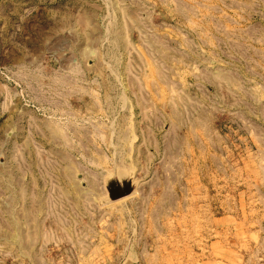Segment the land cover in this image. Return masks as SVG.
Segmentation results:
<instances>
[{
	"label": "rangeland",
	"instance_id": "374dc122",
	"mask_svg": "<svg viewBox=\"0 0 264 264\" xmlns=\"http://www.w3.org/2000/svg\"><path fill=\"white\" fill-rule=\"evenodd\" d=\"M263 195L264 0H0V264H264Z\"/></svg>",
	"mask_w": 264,
	"mask_h": 264
},
{
	"label": "crops",
	"instance_id": "0c3cea01",
	"mask_svg": "<svg viewBox=\"0 0 264 264\" xmlns=\"http://www.w3.org/2000/svg\"><path fill=\"white\" fill-rule=\"evenodd\" d=\"M259 206H260V209L262 210L264 209V195L261 197ZM237 211L238 210L236 209V207L233 209H226L224 213L218 217V222L220 224L219 232L222 233L224 236L229 235V234L236 235L239 231L241 232L242 227L241 225L240 226L238 225L239 217H238ZM245 228H250L251 233H253V228L255 229L259 228V230H264V222L254 227H245ZM237 229L239 230L237 231ZM143 249L145 248L141 247V250ZM126 264H156V262L149 258L140 259L138 257H133L132 259L130 258V260Z\"/></svg>",
	"mask_w": 264,
	"mask_h": 264
},
{
	"label": "water",
	"instance_id": "95a60500",
	"mask_svg": "<svg viewBox=\"0 0 264 264\" xmlns=\"http://www.w3.org/2000/svg\"><path fill=\"white\" fill-rule=\"evenodd\" d=\"M131 192V184L126 183L122 187L118 185H112L109 188V196L111 199L115 200L125 195L130 194Z\"/></svg>",
	"mask_w": 264,
	"mask_h": 264
}]
</instances>
